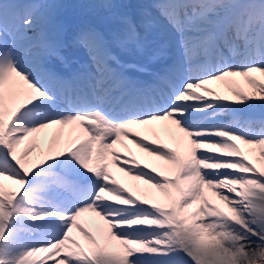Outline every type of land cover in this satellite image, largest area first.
Here are the masks:
<instances>
[{
	"label": "snow or ice",
	"instance_id": "snow-or-ice-1",
	"mask_svg": "<svg viewBox=\"0 0 264 264\" xmlns=\"http://www.w3.org/2000/svg\"><path fill=\"white\" fill-rule=\"evenodd\" d=\"M61 6L0 0V264H264V0Z\"/></svg>",
	"mask_w": 264,
	"mask_h": 264
},
{
	"label": "rangeland",
	"instance_id": "rangeland-1",
	"mask_svg": "<svg viewBox=\"0 0 264 264\" xmlns=\"http://www.w3.org/2000/svg\"><path fill=\"white\" fill-rule=\"evenodd\" d=\"M71 2L72 4H74L75 6L77 4H79L80 1H84V0H57V2L62 5L59 10H62L65 6H67V2ZM86 2V1H84ZM93 2H95V0H88L87 3L89 5V7L86 6H82L80 12L76 13V14H72L69 13L65 16H61L59 15V19L61 18V22L64 25L65 29H70L73 25H76L77 23L80 25H85L87 24V22L90 23H100L101 22V14H100V10L93 8L91 5L93 4ZM126 2L130 3L131 5H133L132 7V11L136 10L138 11L139 9V4H137V0H126ZM82 4V3H81ZM83 5V4H82ZM60 12V11H59ZM103 28L107 31L110 30L112 28L115 27L114 23H110L108 21H105L103 23ZM218 90H223L222 88H220L219 86ZM251 111V110H250ZM264 114V113H262ZM137 152V150H135ZM125 181L129 184V178H124Z\"/></svg>",
	"mask_w": 264,
	"mask_h": 264
},
{
	"label": "bare ground",
	"instance_id": "bare-ground-1",
	"mask_svg": "<svg viewBox=\"0 0 264 264\" xmlns=\"http://www.w3.org/2000/svg\"><path fill=\"white\" fill-rule=\"evenodd\" d=\"M135 150L136 149H133V151H135ZM117 178L120 179V180H122L123 178H126V177H124L122 173H117ZM124 183L126 184V186H128V183L126 181Z\"/></svg>",
	"mask_w": 264,
	"mask_h": 264
}]
</instances>
